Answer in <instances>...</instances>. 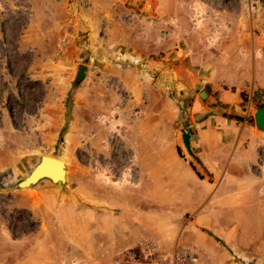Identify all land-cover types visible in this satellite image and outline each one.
I'll return each instance as SVG.
<instances>
[{
  "label": "rangeland",
  "instance_id": "rangeland-1",
  "mask_svg": "<svg viewBox=\"0 0 264 264\" xmlns=\"http://www.w3.org/2000/svg\"><path fill=\"white\" fill-rule=\"evenodd\" d=\"M218 88L236 104L222 105ZM196 99L254 123L264 107V0H0V264H99L102 242L101 264H151L156 236L124 221L101 234L104 213L86 198L113 192L132 165L118 127L157 125L170 107L165 123L187 122ZM179 153L188 156L183 144ZM41 156L65 162V183L19 186ZM246 219L229 228L245 240L216 239L225 255L216 264H264V221ZM174 241L193 251L198 239L185 228Z\"/></svg>",
  "mask_w": 264,
  "mask_h": 264
},
{
  "label": "crops",
  "instance_id": "crops-1",
  "mask_svg": "<svg viewBox=\"0 0 264 264\" xmlns=\"http://www.w3.org/2000/svg\"><path fill=\"white\" fill-rule=\"evenodd\" d=\"M147 89L150 94L154 91L152 85ZM217 91L222 105L236 104L235 93L224 88ZM147 104L150 105L148 101ZM171 116L170 107L168 115H163L157 125L154 120H139L125 127L121 124L116 139L119 137L129 149L132 165L129 171L122 170L118 181L112 184L113 192L101 194L98 200L90 196L86 200L94 201L90 205H97L100 216L104 213L99 219L101 234L108 233L105 225L112 221L141 223L140 230L156 236L153 237L159 243L157 251L170 249V254L177 246L176 234L186 228L190 236L198 239L197 247L193 248L197 263L200 257L201 264H216L225 258L217 238L231 242L248 236L245 231L230 235L232 224L242 223L245 217L251 220L252 216L260 224L264 221L261 218L264 217V132L245 117L237 121L209 109L197 99L192 101L187 122L183 119L174 125V122L165 123ZM146 127H151V131L145 130ZM183 132L189 134L190 144L185 159L179 153ZM39 189L31 188L30 192L37 193ZM154 207L163 211L156 213ZM135 232L139 234L134 229L126 235L132 245L139 236ZM94 252L87 249L88 260ZM105 253L102 242L97 252L99 264ZM158 254L149 250L146 253L152 257L151 262Z\"/></svg>",
  "mask_w": 264,
  "mask_h": 264
},
{
  "label": "water",
  "instance_id": "water-1",
  "mask_svg": "<svg viewBox=\"0 0 264 264\" xmlns=\"http://www.w3.org/2000/svg\"><path fill=\"white\" fill-rule=\"evenodd\" d=\"M85 66H81L77 74L76 81H80L84 76ZM201 99L206 98L207 94L205 91L198 93ZM254 125L256 129L264 132V107H260L255 110L253 114ZM182 143L187 152L190 153L189 134L186 132L182 133ZM64 169L62 163L55 158L48 156H41L38 164L31 170L29 175L25 177L19 186L22 185H35L39 181L47 179L50 182L57 184L64 183Z\"/></svg>",
  "mask_w": 264,
  "mask_h": 264
},
{
  "label": "built area",
  "instance_id": "built-area-1",
  "mask_svg": "<svg viewBox=\"0 0 264 264\" xmlns=\"http://www.w3.org/2000/svg\"><path fill=\"white\" fill-rule=\"evenodd\" d=\"M147 250L157 252V248L153 246H146ZM179 248V249H177ZM173 253L169 255H157L151 264H196L197 256L195 252L189 249H183L181 246H177ZM132 257L131 255H121L118 260L121 262L125 258Z\"/></svg>",
  "mask_w": 264,
  "mask_h": 264
},
{
  "label": "bare ground",
  "instance_id": "bare-ground-1",
  "mask_svg": "<svg viewBox=\"0 0 264 264\" xmlns=\"http://www.w3.org/2000/svg\"><path fill=\"white\" fill-rule=\"evenodd\" d=\"M48 157H50V156H48ZM51 158H54V157H51ZM55 159H57V158H55ZM57 160L62 163V166H63V169H64V176L63 177H64V183H65V181H66V175H67V169H66L65 162L62 161V160H60V159H57ZM29 186H30L29 183L27 185H22V187H24V188H28Z\"/></svg>",
  "mask_w": 264,
  "mask_h": 264
},
{
  "label": "trees",
  "instance_id": "trees-1",
  "mask_svg": "<svg viewBox=\"0 0 264 264\" xmlns=\"http://www.w3.org/2000/svg\"><path fill=\"white\" fill-rule=\"evenodd\" d=\"M69 102V98L66 100V104ZM235 118V120H237V121H240V120H242L241 118H238V117H234ZM63 132H64V130H62V134H63ZM62 137H60V139H61Z\"/></svg>",
  "mask_w": 264,
  "mask_h": 264
}]
</instances>
